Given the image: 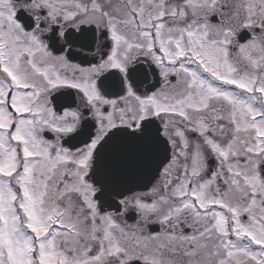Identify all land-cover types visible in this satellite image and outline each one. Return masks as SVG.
Instances as JSON below:
<instances>
[{
    "label": "snow or ice",
    "instance_id": "1",
    "mask_svg": "<svg viewBox=\"0 0 264 264\" xmlns=\"http://www.w3.org/2000/svg\"><path fill=\"white\" fill-rule=\"evenodd\" d=\"M0 264H264V0H0Z\"/></svg>",
    "mask_w": 264,
    "mask_h": 264
}]
</instances>
